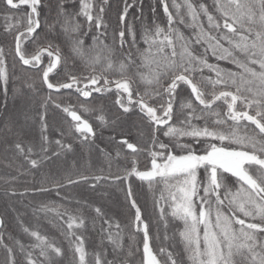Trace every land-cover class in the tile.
<instances>
[{
  "label": "snow or ice",
  "instance_id": "1",
  "mask_svg": "<svg viewBox=\"0 0 264 264\" xmlns=\"http://www.w3.org/2000/svg\"><path fill=\"white\" fill-rule=\"evenodd\" d=\"M4 2L10 11H19L22 6L28 9L22 17L26 23L16 26L6 23L5 32L12 31L14 27L24 28L14 36L15 56L23 66L40 72L41 82L50 91L59 93L62 89H75L79 96L88 98L93 93L112 92L114 88L116 103L123 114L131 116L138 109L150 122V139L154 149L149 152L150 167L145 166V170H140L133 162L130 169H125L124 176L75 172L63 177L65 183L60 180L47 181L57 190V195L65 187L74 188L90 180L94 182V189L101 181L123 183L134 176L151 186L159 178L168 193L167 197L162 194L160 199L170 200L172 216L183 221L179 238L191 264H264V239H261L264 237V0H213L214 13L205 3L197 4L193 0L177 3L172 0L174 13L170 11L168 0H160L167 16V27L154 23L153 26H143L142 33L128 21L129 10L136 7V0L131 3L125 0L123 10L118 13L113 39L118 38L121 48L125 44L135 47L142 64L149 67L155 65L149 75L139 71L135 74L144 85L143 93L133 87L136 80L128 75L129 69L136 65L132 51H128L124 59L114 60V48L104 43L108 35V26L104 22L107 0H99V3L78 0L75 14L67 10L65 0H58L54 21L48 25L49 32L56 36L77 34L68 40L70 55L72 58L79 57L87 75L79 65H69L70 57L53 41L46 46L37 44L32 51L28 50L25 41L35 43L38 30L42 27L41 10L46 7L42 0ZM139 11L142 16V7ZM152 11L155 13V7ZM185 15L191 21L189 26L197 29L194 40L185 38L173 26L177 20L184 23ZM201 16L206 18L207 29L201 22ZM76 17L84 18L87 31H83L84 25ZM13 18L5 16L6 21ZM57 25L59 32L56 31ZM89 33H92L93 43L88 50L96 51L92 56H86L85 41L80 38ZM139 42L145 47H138ZM201 44L205 47L199 52L194 45ZM209 53L218 61H230L237 70L224 69L218 63L209 62ZM205 69L214 75H204ZM110 74H118L119 78L111 80ZM165 78L168 81L166 86L162 82ZM10 79L4 48L0 46V87L5 96ZM181 85L190 89L189 96L194 100L181 101L179 108L182 111L177 115L174 105ZM209 88L210 92L207 91ZM49 101H52L51 94L43 101L41 107L44 112L39 116L40 152L43 155L32 159L31 147L25 153L21 142L14 144L15 150L25 154V159L34 169L42 167L45 161L58 160L62 153L73 151L72 143L64 142L65 131L50 126L46 119ZM55 107L71 117L69 131L74 129L81 143H94L96 131L88 120L78 114L79 109L92 111L87 104H80L79 109L72 105L62 107L61 104H55ZM24 118L26 124L29 119L27 111ZM98 119L106 123L103 115ZM3 122L9 131L27 135L25 125L20 124L14 114L5 117ZM242 124L245 129L251 127L252 131L249 133L245 130L241 135ZM157 131L168 137L170 143L160 142ZM50 132H58L60 138L50 141ZM182 139L192 142L183 143ZM119 144L126 145L133 155L139 152L137 145L126 138H122ZM46 145H51V149ZM230 179L235 190L228 186ZM33 191L43 195L50 189L44 187L42 182ZM12 194L15 195V192ZM126 195L128 198L133 196L130 185ZM156 203L158 205L159 201ZM131 207L135 209L133 224L137 231L143 232L142 264H162L161 258L153 251L149 224L136 199H131ZM41 210L55 211V208L42 205ZM94 211L107 225L102 230L106 231L108 240L119 247L120 224H115L116 232L113 233L111 218H105L107 214L100 207ZM163 213L164 209H161ZM65 215L68 216L67 231L63 234L71 238L74 264H115V261L103 258V251L93 253L90 262L85 237L73 231L74 228L86 227L85 218L82 215L73 216L67 210ZM3 226L4 221L0 219V227ZM23 231L34 238V243L27 250L17 240L15 243L22 253L20 257L13 247L3 244L7 252L6 264H56V257L66 254L54 240L41 235L38 230L24 227ZM3 240L0 234V243ZM159 253L163 264H179L173 252L160 248Z\"/></svg>",
  "mask_w": 264,
  "mask_h": 264
},
{
  "label": "trees",
  "instance_id": "2",
  "mask_svg": "<svg viewBox=\"0 0 264 264\" xmlns=\"http://www.w3.org/2000/svg\"><path fill=\"white\" fill-rule=\"evenodd\" d=\"M42 2L46 5L41 10L42 27L38 30L35 43L28 44L25 41L28 50L32 51L37 44L46 46L49 41H53L60 46L65 55L70 57L69 65H79L84 75H87V70L79 57L72 58L70 55L68 40L75 38L77 34L70 33L68 37L64 35L56 36L48 30V25L54 21L58 0H42ZM94 2L99 3V0H94ZM128 2L131 3L132 0H128ZM176 2L182 3V0H176ZM193 2L197 4L205 3L209 7V11L214 13L213 0H193ZM65 3L69 12L75 14L78 11V0H65ZM124 3L125 0H107V4L104 5L106 9L104 22L108 26V35L104 43L114 48L116 53L113 56L114 60L124 59L127 52L132 51L136 65L140 67L132 66L128 71V75L133 76L136 80L133 87L138 88L143 93L144 85L135 74L139 71L149 75L155 65L149 67L142 64L138 54L135 53V47L125 44L121 48L118 38L113 39L114 29L118 24V13L123 10ZM168 3L170 11L175 13V10L171 8L172 0H168ZM141 7L143 9L142 16L139 11ZM153 7L156 9L155 13L152 11ZM27 11L28 9L23 6L19 11H10L4 0H0V46L4 48L11 76L6 96L2 87H0V216L4 221V226L0 231V234L4 237L3 243H0V264H6L7 261V252L3 244L13 247L18 257L22 256V253H20L15 243L17 240L24 244L25 249L30 250L29 246L34 243V238L23 231L24 227H28L30 230H38L41 235L54 240L57 246L65 250L66 254L64 256L56 257V264H74L71 238L63 234L66 229L57 214L58 212L65 213V210L69 214L82 215L85 218L86 227L74 229V231L77 235L85 237V249L89 254L87 259L90 262L93 253L103 251L105 253L103 258L107 261H115V264H142L143 232L137 231L133 224L135 209L131 207V199H136L144 219L149 224L150 243L158 258H161L162 264L163 259L159 253L160 248L173 252L174 258L179 259V264H191L179 238V232L184 227L183 221L172 216L170 200L160 199L162 194L167 197L168 193L164 182L159 178L151 186L147 181H141L134 176L128 177L123 183L101 181L94 189L92 188L94 182L90 180L87 183L82 182L74 188L65 187L59 195H57V190L52 188L51 183L47 182L60 180L61 183H65L63 177L75 172H82L85 175H108L111 173L124 176L125 169H130L133 162L138 169L145 170V166H151L149 152L154 149L150 139L151 126L147 117L140 113L138 109L131 116L123 114V110L116 103L117 96L114 88L112 92L93 93V96L88 98L79 96L75 89H62L59 93H56L50 91L41 82L40 72L30 66H23L19 62L14 51V36L17 31H23L24 28L14 27L12 31L6 33L5 25L10 23L16 26L26 23V20L22 17ZM6 15L14 18L6 21ZM76 19L84 25L83 31H87L84 18L76 17ZM200 19L205 29H207L206 18L201 16ZM184 20V23L177 20L173 26L183 33L185 38L194 40L197 29L189 26L191 21L186 15ZM128 21L133 23L141 33L143 26H153L154 23L167 27V16L163 12L160 0H136V7L129 10ZM56 31H60L59 25L56 26ZM93 32H95V29H93ZM91 35L92 33H89L87 36L80 37L85 41L86 56L96 54L95 50H88L93 43ZM137 46L140 48L145 47L142 42H139ZM194 47L197 51L202 52L205 45H194ZM240 58L243 59V56ZM208 59L209 62L218 63L224 69L237 70L236 66L230 61H218L210 53ZM44 64H47L46 57ZM204 75L214 74L205 69ZM52 78L53 76L50 74V79ZM118 78V74L109 75L111 80ZM162 82L166 86L168 81L165 78ZM178 91L180 95L176 97L174 105L177 115L182 111L179 108L181 101L194 100L193 97L189 96L190 89H187L186 86L181 85ZM207 91L210 92L211 88ZM50 94L52 95V101L48 102L46 119L50 126L65 131L64 142L72 143L73 151L67 154L62 153L58 160L45 161L42 167L34 169L25 159V154L18 153L15 150L14 144L21 142L25 153L31 147L33 152L30 158L32 159L40 158L43 155L40 152L41 125L39 116L44 112L41 105ZM55 104H61L62 107L72 105L77 109H79L80 104H87L92 111L84 112L79 109L78 114L83 119L88 120L96 131L94 143H81L79 134H75L74 129L69 131L71 117H68L62 109H57ZM25 111H27L29 117L26 124ZM13 114L20 124L25 125L27 135H19L17 131H9L5 127L3 122L5 117ZM101 115L104 116L106 123H102L98 119ZM180 119H183V116H180ZM194 122L197 124L203 123V121ZM229 124H231L230 121ZM245 130L250 133L252 128L245 129L242 124L241 135L244 134ZM156 136L160 142L170 143L169 138L165 137L161 131H157ZM59 138L58 132L55 134L50 132V141ZM122 138L128 139L130 143H135L139 152L133 155L126 145L120 146L119 142ZM181 142L191 143L192 141L182 139ZM46 147L51 149V145H46ZM100 149H103V151H100ZM117 151L120 153L119 156H117ZM232 179L228 181L229 187H233ZM42 182L44 187L50 189L47 194L43 195L33 191L34 187H39ZM129 185L133 192L131 198L126 195ZM233 190H235L234 187ZM13 192H15V195L12 194ZM156 201H159L158 205ZM42 205H46L49 209L55 208V211H43L41 210ZM96 207H100L107 214L105 218H111L113 233L116 232L115 224H120L119 247L109 241L106 231L102 230L106 229L107 225H104L103 220L97 217L94 211ZM161 209H164L163 215ZM261 239H264V237H261ZM36 251L38 252V250Z\"/></svg>",
  "mask_w": 264,
  "mask_h": 264
},
{
  "label": "rangeland",
  "instance_id": "3",
  "mask_svg": "<svg viewBox=\"0 0 264 264\" xmlns=\"http://www.w3.org/2000/svg\"><path fill=\"white\" fill-rule=\"evenodd\" d=\"M58 213H59L58 217H60V219L63 221L64 227H65V229H66V231H67V223H66V221H67V219H68V216L65 215L64 212H58ZM58 213H57V214H58ZM71 215H72V214H71ZM73 216H75V215H73ZM74 229H75V228H74ZM74 229H73V231H74Z\"/></svg>",
  "mask_w": 264,
  "mask_h": 264
},
{
  "label": "water",
  "instance_id": "4",
  "mask_svg": "<svg viewBox=\"0 0 264 264\" xmlns=\"http://www.w3.org/2000/svg\"><path fill=\"white\" fill-rule=\"evenodd\" d=\"M0 219H2V217L0 216ZM2 227H0V231H1Z\"/></svg>",
  "mask_w": 264,
  "mask_h": 264
}]
</instances>
